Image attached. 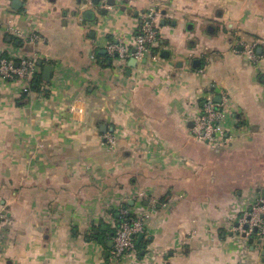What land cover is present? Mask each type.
Segmentation results:
<instances>
[{
    "label": "crops",
    "instance_id": "0c3cea01",
    "mask_svg": "<svg viewBox=\"0 0 264 264\" xmlns=\"http://www.w3.org/2000/svg\"><path fill=\"white\" fill-rule=\"evenodd\" d=\"M151 10L145 58L111 59ZM0 53L36 57L41 80H0V264H264L233 231L264 196V0H0ZM206 96L225 145L191 136ZM139 208L145 234L116 262L119 212Z\"/></svg>",
    "mask_w": 264,
    "mask_h": 264
},
{
    "label": "built area",
    "instance_id": "2783aa9c",
    "mask_svg": "<svg viewBox=\"0 0 264 264\" xmlns=\"http://www.w3.org/2000/svg\"><path fill=\"white\" fill-rule=\"evenodd\" d=\"M106 2L107 0H100L99 3L103 5ZM8 31L14 36L21 35L15 28L9 27ZM157 38L156 16L154 11L151 10L142 16L141 23L136 30L134 52H130L121 41L109 42L105 50L111 59H117L120 63L126 62L129 57L142 60L156 43ZM37 39V36H32L30 40L35 42ZM246 55L250 61L255 60L253 47L246 48ZM37 75L38 60L36 57H28L15 61L0 53V80L4 83L22 81L26 86V91H28ZM223 118L224 112L221 110V104L219 105L214 102L212 97L206 96L200 101L198 113L192 120L191 136L200 141L225 145L221 129ZM109 142L112 143V139ZM156 204L162 208L165 207V204H161L160 202ZM149 218L150 212L144 211L141 208L134 210L133 213L124 209L119 212V221L114 227L112 236L113 244L111 251V255L116 262L136 252V240L140 235L145 234ZM254 230H256L255 237L264 244L263 199L251 201L233 229L238 235H245L247 237L253 236Z\"/></svg>",
    "mask_w": 264,
    "mask_h": 264
},
{
    "label": "water",
    "instance_id": "95a60500",
    "mask_svg": "<svg viewBox=\"0 0 264 264\" xmlns=\"http://www.w3.org/2000/svg\"><path fill=\"white\" fill-rule=\"evenodd\" d=\"M99 2H100V0H92V3L94 5H98ZM195 66H198V62L195 63ZM51 71H52V68L50 66L44 67L43 74H42V81L43 82H45V83H48L49 82L50 77H51ZM215 100H216V102H220L219 98H216ZM100 131H101L102 134H106L107 131H108V129H107L106 126L103 125V126H101ZM263 199H264V196H263ZM255 234H256V230H254V235ZM111 236H113V233L111 234ZM142 237H143V235H140L138 237V240L141 239ZM243 237H245V235H243ZM112 244H113L112 241H109L108 244H107V247H111Z\"/></svg>",
    "mask_w": 264,
    "mask_h": 264
},
{
    "label": "trees",
    "instance_id": "16d2710c",
    "mask_svg": "<svg viewBox=\"0 0 264 264\" xmlns=\"http://www.w3.org/2000/svg\"><path fill=\"white\" fill-rule=\"evenodd\" d=\"M40 84H41V80H40V77L38 76V77H36V78L34 79V81H33V83H32V85H31L30 88H31L32 90H36V91H38ZM199 104H200V101L197 102V105H199ZM113 232H114V230H113ZM136 247H137V246H136Z\"/></svg>",
    "mask_w": 264,
    "mask_h": 264
}]
</instances>
